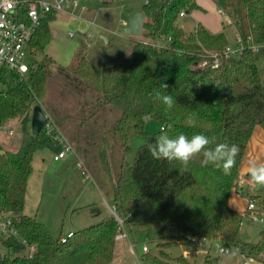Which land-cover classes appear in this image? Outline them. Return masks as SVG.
I'll list each match as a JSON object with an SVG mask.
<instances>
[{"label": "trees", "instance_id": "16d2710c", "mask_svg": "<svg viewBox=\"0 0 264 264\" xmlns=\"http://www.w3.org/2000/svg\"><path fill=\"white\" fill-rule=\"evenodd\" d=\"M216 1L230 14L244 43L235 55L224 53L229 45L224 31L211 32L201 22L189 31L180 24L182 11L200 8L196 0H145L144 37L107 66L90 61L86 47L79 45L67 65L44 54L39 61L28 60L24 75L0 68V127L18 120L23 133L18 149L0 142V213L10 219L1 241L13 254L1 256L0 264H112L116 254L120 225L113 213L72 231L63 242L62 235L54 236L25 212L35 153L61 149L57 129L48 133L44 125L39 133L31 130L37 104L65 137L70 136L77 158L83 156L87 171L102 182L127 225L167 224L181 240L193 235L240 245L260 255L259 264H264V229L256 242L244 241L243 215L228 203L255 126H264V82L259 56L249 45V38L264 43V0ZM58 13L42 17L30 43L35 51L45 52L53 39L50 22ZM216 58L220 63L213 66ZM157 91L172 96L171 109L155 99ZM149 117L161 123L158 131L145 129ZM190 118L194 126L188 125ZM162 128L173 137L199 133L215 137L217 143L238 145L231 174L202 165V156L194 158L187 171L178 161L153 159L148 146ZM135 133L146 141L131 158L129 137ZM248 194L264 211V197ZM30 244L36 245L32 256L27 254ZM220 256L207 254L203 264H236L220 263ZM178 260L187 262L183 256Z\"/></svg>", "mask_w": 264, "mask_h": 264}, {"label": "rangeland", "instance_id": "374dc122", "mask_svg": "<svg viewBox=\"0 0 264 264\" xmlns=\"http://www.w3.org/2000/svg\"><path fill=\"white\" fill-rule=\"evenodd\" d=\"M78 1L86 9L79 8L76 12H59L50 25L53 30L52 41L45 52L37 51L34 57L29 58L30 61L31 59L41 60L48 52L58 63L67 65L71 62L78 46L84 45L90 61L107 66L117 53L128 54L133 42L144 37L143 33L128 34L124 28L130 13L141 8L145 0ZM196 1L200 8L186 12L185 16L180 17V24L189 31L194 30L199 22L211 32L224 31L229 45L232 48L238 47V32L232 24L230 14L221 8L216 0ZM220 8L223 9V13L219 12ZM162 42L163 40H158V43ZM257 54L264 82V45L259 46ZM160 128L159 121L152 117L147 119L145 123L147 131L156 132ZM22 134L18 120H10L0 127V141L8 148H19L22 143ZM67 139L71 141L70 136ZM145 141L146 137L143 134L135 133L129 137V144L132 148L131 158ZM54 154L51 149L43 148L34 155L33 170L28 185L26 213L37 217L54 236H65L71 230L85 228L97 223L104 214L112 213L109 206L113 205V201L97 177H93L91 173L85 174L82 169L75 166L77 160L74 154L67 153L66 157L61 158L60 161L54 159ZM79 160L83 161L86 167L81 154ZM250 161L264 162V126H255L242 160L243 172H248ZM243 177L250 179L246 174ZM243 177L240 176V181L232 190L228 203L230 207L243 215L242 239L256 242L261 230L264 229V211L259 207L257 209V215L263 220L255 221L249 216L248 205L253 198L247 193L248 183L243 182ZM251 193L264 197V187L256 185ZM259 202L260 199L257 200V203ZM95 208L98 209L97 212ZM7 219L6 214L0 213V257L5 254L13 255L1 241ZM124 231L128 234L125 238L126 247L123 252H119L116 246L112 264H183L178 260L181 256L187 259L186 264H203L207 254L211 258L217 256L213 252H205L202 248H191L190 243L181 240L179 236H174L167 224L154 228L146 225L126 224ZM144 245L148 247V251L143 250ZM216 245L217 243L214 242L213 247L217 248ZM241 261V257L234 251L232 254L220 256V263L240 264Z\"/></svg>", "mask_w": 264, "mask_h": 264}, {"label": "built area", "instance_id": "2783aa9c", "mask_svg": "<svg viewBox=\"0 0 264 264\" xmlns=\"http://www.w3.org/2000/svg\"><path fill=\"white\" fill-rule=\"evenodd\" d=\"M86 9L84 5H80L78 0H0V68L7 69L11 72H16L20 75H24L29 70L28 53L30 50V43L33 35L35 34L37 28L41 23L42 17L50 11L55 12H76L77 9ZM219 12H224L223 9H219ZM186 12L182 11L181 16L185 15ZM238 47L232 48L228 45L224 53L226 56L235 55L242 51L244 48V43L239 34H237ZM249 45L251 49L255 52L262 44L254 43L251 38H249ZM217 56V54H215ZM205 61L203 64H206ZM219 59L216 58L213 66L219 65ZM47 113V112H46ZM48 133H52L53 129L58 130L56 139H58L61 144L60 151L54 154L55 160H60L66 157L67 153L74 154L76 161V166L82 169L85 174H90L84 162L77 158V153L72 143L64 136L57 125L50 119L47 113V121L45 123ZM239 182V181H238ZM249 212L252 220H263V218L257 215L258 206L256 202L252 199L249 202ZM111 212L114 214L119 222L120 230L116 234L115 239L117 241L123 240L128 237L126 231H124V226L126 225L127 218L121 217L117 211L115 205L109 206ZM2 214H6L1 212ZM7 215V214H6ZM8 217V215H7ZM10 224V219L4 225V233L8 232V225ZM72 232L68 235L62 236L61 240L65 242ZM194 247L198 249H203L207 253H214L216 255H228L232 254L233 251L237 253L242 261L240 264H259L260 255L250 253L239 246H226L223 245L217 239H207L199 238L193 235H187L184 239ZM217 243V248L213 247V243ZM36 250V245L30 244L27 246L28 256H32ZM144 251H148L146 245L143 246Z\"/></svg>", "mask_w": 264, "mask_h": 264}, {"label": "clouds", "instance_id": "9594fccd", "mask_svg": "<svg viewBox=\"0 0 264 264\" xmlns=\"http://www.w3.org/2000/svg\"><path fill=\"white\" fill-rule=\"evenodd\" d=\"M164 87L166 88V85ZM155 99L160 100L167 109H171L174 104L171 95H162L159 91L155 93ZM188 125L194 126L195 119L190 118ZM170 127L171 125L168 126ZM148 147L153 159L178 161L184 171H187L194 158L202 156V165H212L226 175L231 174L232 168L236 165V157L240 152L238 145L227 142L217 143L215 137L199 133L191 137L179 133L173 137L169 135L166 128L161 129L154 143ZM248 175L253 186L264 187V162L250 161Z\"/></svg>", "mask_w": 264, "mask_h": 264}, {"label": "water", "instance_id": "95a60500", "mask_svg": "<svg viewBox=\"0 0 264 264\" xmlns=\"http://www.w3.org/2000/svg\"><path fill=\"white\" fill-rule=\"evenodd\" d=\"M146 19L145 12L142 9L134 10L130 13L124 31L128 34L139 35L143 32V26ZM106 40H108L106 38ZM47 121V113L40 104L33 108L31 126L34 133H39Z\"/></svg>", "mask_w": 264, "mask_h": 264}, {"label": "crops", "instance_id": "0c3cea01", "mask_svg": "<svg viewBox=\"0 0 264 264\" xmlns=\"http://www.w3.org/2000/svg\"><path fill=\"white\" fill-rule=\"evenodd\" d=\"M139 9H142V7L141 8H139ZM58 15V14H57ZM183 16H185V15H183ZM54 20V19H53ZM52 20V21H53ZM51 21V22H52ZM51 22H50V25H51ZM51 27V26H50ZM51 30H52V28H51ZM52 32H53V30H52ZM52 41V40H51ZM50 44V43H49ZM48 44V45H49ZM47 45V46H48ZM47 48V47H46ZM46 50V49H45ZM47 52V51H46ZM36 53H37V51H35V49L34 48H32V47H30V50H29V53H28V60H29V58H31V57H34L35 55H36ZM45 54H48V55H50V56H52L50 53H45ZM44 56V55H43ZM31 61H34L33 59H31ZM37 61V60H36ZM39 61V60H38ZM69 64V63H68ZM262 126V125H261ZM12 134V133H11ZM1 142V141H0ZM3 145H4V143L3 142H1ZM5 146V145H4ZM6 148H8L7 146H5ZM13 149V148H12ZM16 149H18L17 147H16ZM245 156V155H244ZM60 161V160H59ZM33 162H34V160H33ZM78 168V167H77ZM248 172H243L242 171V162H241V165H240V176L241 177H243L245 174L246 175H248L247 174ZM30 176H31V174H30ZM240 179V178H239ZM29 180H30V177H29ZM29 180H28V185H29ZM240 181V180H239ZM243 182L244 183H248V192L247 193H251V191L254 189V186L251 184V182H250V179L247 177V178H245V177H243ZM239 183V182H238ZM27 193H28V188H27ZM26 209H27V194H26V203H25V212H26ZM106 215H109V213H106V214H104V216H106ZM104 216H102L101 217V219L104 217ZM100 219V220H101ZM73 230H71L70 232H72ZM122 240H119V241H117V250L119 251V252H123V250H124V248L126 247V244H127V241H125V239H123V241L121 242ZM121 243H123V244H121Z\"/></svg>", "mask_w": 264, "mask_h": 264}]
</instances>
